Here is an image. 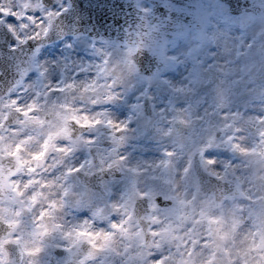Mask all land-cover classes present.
<instances>
[{
  "label": "snow or ice",
  "instance_id": "1",
  "mask_svg": "<svg viewBox=\"0 0 264 264\" xmlns=\"http://www.w3.org/2000/svg\"><path fill=\"white\" fill-rule=\"evenodd\" d=\"M134 6L0 0V264H264V0Z\"/></svg>",
  "mask_w": 264,
  "mask_h": 264
},
{
  "label": "water",
  "instance_id": "2",
  "mask_svg": "<svg viewBox=\"0 0 264 264\" xmlns=\"http://www.w3.org/2000/svg\"><path fill=\"white\" fill-rule=\"evenodd\" d=\"M105 0H71L73 13L69 17V23L77 24L81 33L99 38L103 35L105 39H116L117 34H123L125 28L129 27L137 18L135 6L128 7L126 0L123 6H107ZM111 0H108L110 2ZM242 2V0H241ZM163 9H158L162 12ZM123 23V27L121 24ZM87 30V31H86ZM58 41V40H56ZM55 41V42H56ZM54 43L50 42L49 44Z\"/></svg>",
  "mask_w": 264,
  "mask_h": 264
},
{
  "label": "rangeland",
  "instance_id": "3",
  "mask_svg": "<svg viewBox=\"0 0 264 264\" xmlns=\"http://www.w3.org/2000/svg\"><path fill=\"white\" fill-rule=\"evenodd\" d=\"M72 39H73L72 37L67 38L69 43L72 42ZM48 50H49V52L54 53L56 56H59L60 53L64 50V42L62 41V42L56 43V44L52 45V47H50ZM73 52L75 54H77L78 58H85L88 55L87 50H85L83 47L74 48ZM49 58H51V56ZM121 118H123V117H121ZM130 150H132V149H130ZM150 155H151L150 152H144V151H141L140 149L133 151V158L134 159L137 157H140V156H150ZM77 216L80 219H83V218H87L89 216V213L85 210V211L80 212Z\"/></svg>",
  "mask_w": 264,
  "mask_h": 264
},
{
  "label": "clouds",
  "instance_id": "4",
  "mask_svg": "<svg viewBox=\"0 0 264 264\" xmlns=\"http://www.w3.org/2000/svg\"><path fill=\"white\" fill-rule=\"evenodd\" d=\"M150 146V145H149ZM72 215L68 216V219L71 220L73 216H77L80 212H76L75 210H69ZM82 212V211H81Z\"/></svg>",
  "mask_w": 264,
  "mask_h": 264
}]
</instances>
